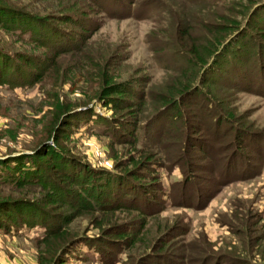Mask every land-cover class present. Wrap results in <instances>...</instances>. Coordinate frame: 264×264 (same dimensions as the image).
<instances>
[{"label":"rangeland","instance_id":"1","mask_svg":"<svg viewBox=\"0 0 264 264\" xmlns=\"http://www.w3.org/2000/svg\"><path fill=\"white\" fill-rule=\"evenodd\" d=\"M2 1L36 14H55L59 4L72 5L71 11L81 13L90 25L82 29L58 22L60 32L76 39L50 59L40 79L0 82V159L30 153L48 137L46 128L58 99L77 110L65 137L58 139L75 158L115 173L121 170L116 164L130 168L129 159L152 160L150 169L139 173L145 177L131 182H156L157 188L144 185L142 197H134L149 214L118 209L111 217L131 233L144 218L136 241L114 253L105 250L104 261L87 243L102 236L94 221L102 214L82 213L66 226L76 241L61 264H264V55L256 54L253 65V57L249 60L245 84L228 86L215 76L218 80L207 88L215 94L210 114L205 99L191 97L181 107L184 116L159 115L151 98L185 67L183 45L189 42L176 32L179 27L199 37L206 32L203 21H215L218 12L236 18L241 26L252 22L253 13L264 22V0H96L100 5L92 0ZM32 36L0 28V49L51 55L48 47L31 48ZM101 67L141 94V99H133L138 109L134 143L116 141L93 121V113L105 118L112 113L94 97ZM225 112L232 117L218 126ZM42 194L36 183L16 187L0 180V196L40 203ZM41 237L38 225L0 227V264H39Z\"/></svg>","mask_w":264,"mask_h":264},{"label":"trees","instance_id":"2","mask_svg":"<svg viewBox=\"0 0 264 264\" xmlns=\"http://www.w3.org/2000/svg\"><path fill=\"white\" fill-rule=\"evenodd\" d=\"M92 2L95 3L96 0ZM96 3L100 5L99 2ZM71 9L75 10L74 6L59 4L55 14H36L0 0V28L18 33L28 31L33 35L31 48L45 46L51 49V55L47 57L33 55L31 50L9 53L0 49V82L40 79L50 59L67 50L73 39H76L70 37L69 33L60 32L58 22H70L80 25L82 29H89L90 23L85 21L87 19ZM251 16L252 22L241 26L236 18L218 12L215 21H203L206 32L199 37L187 34L188 31L183 27L176 30L180 37L185 36L189 42L183 45L185 67L177 72L171 82L163 85V91L152 93L151 98L158 105L156 110L159 115L168 116L172 112L175 117L184 116L181 107L187 105L191 97L205 99V109L210 114L213 111L211 100L215 94L207 88L218 80L215 76L228 86L247 83L244 80L249 79L247 74L251 72L254 56L264 55V22H259L258 14L253 13ZM81 31L85 33V30ZM254 34L259 36L258 40ZM196 38L199 42H196ZM255 48L258 50H252ZM251 58L252 65L248 64ZM98 74L101 84L94 97L101 105L111 108L112 113L106 118L93 113V121L102 124L103 130L111 134L116 141L129 140L134 143L137 139L134 130L138 109L135 110L133 99H141L140 92L132 88L127 81L113 80L102 67ZM71 105L56 99L52 121L46 128L48 137L38 141L30 153L0 159V180L10 181L16 187L36 183L43 191L39 198L40 203L36 199L0 196L2 229L9 230L21 225L42 227V246L37 252L39 264H61L67 260L76 238L68 236L66 226L82 213L102 214L94 219L95 225L103 233L102 236L95 242L87 243L104 261L105 250L111 248L114 253L113 250L119 246L133 244L136 234L144 225V218H140L138 229L131 233L123 224L116 223L111 218L113 211L129 209L135 210L141 216L149 214L146 213V205L139 204L134 197H142L141 189L144 185L149 184L150 187L157 188L154 180H150L148 184L131 183L145 177L139 173H143L141 169H150V156L140 160L129 159L128 163H132V166L127 170L124 165L120 166L121 163L116 164L115 166L121 169L116 173L91 168L87 163L72 156L58 142L59 136L65 135L68 126L74 123L72 117L77 110H73ZM86 115L87 120L91 119V112ZM123 115H128L131 119H125ZM216 116L217 113L214 117ZM231 117V112H225L217 125L219 126L223 118L230 120ZM182 119L183 123L187 124L188 118ZM146 192L151 195V190ZM109 213L111 215L107 216Z\"/></svg>","mask_w":264,"mask_h":264}]
</instances>
